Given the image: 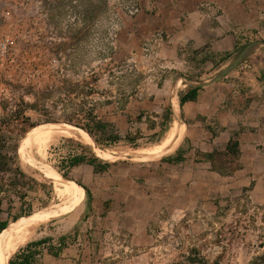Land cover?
Instances as JSON below:
<instances>
[{"label": "rangeland", "instance_id": "374dc122", "mask_svg": "<svg viewBox=\"0 0 264 264\" xmlns=\"http://www.w3.org/2000/svg\"><path fill=\"white\" fill-rule=\"evenodd\" d=\"M192 26L209 39L237 32L240 52L264 41V0H0V43L8 40L10 49V59L0 57V150L26 175L17 183L15 171V194L5 200L3 219L10 225L41 217L20 247L45 241L34 247L39 263L264 264V205L247 192L220 196L211 187L210 198L200 193L194 204L181 201L183 212L153 222V237L136 246L111 225L109 203L97 207L77 179L89 165L95 175L119 181L131 164L138 168L162 158L142 151L167 136L182 83L202 74L215 77L231 63L219 69L225 57L206 56L209 43L199 47L183 39ZM95 118L110 125L111 136L97 130ZM51 124L73 125L94 142L62 136L45 150L44 164L83 189L72 210L54 180L19 151L34 129ZM96 147L113 158H99ZM76 156L86 161L71 166ZM94 157L97 167L90 163Z\"/></svg>", "mask_w": 264, "mask_h": 264}, {"label": "crops", "instance_id": "0c3cea01", "mask_svg": "<svg viewBox=\"0 0 264 264\" xmlns=\"http://www.w3.org/2000/svg\"><path fill=\"white\" fill-rule=\"evenodd\" d=\"M199 31L192 26L181 36L194 39L199 47L209 43L206 56L225 57L219 69L233 61L243 44L237 32L209 39ZM204 78V74L188 77L182 83L183 94L196 88L197 97L180 105L178 96L186 127L172 154L153 165L131 164L133 172L119 181L111 175H95L89 165L77 175L97 207L109 203L111 225L136 246L153 237V222L183 212L184 205L178 204L190 199L193 203L196 194L210 198L211 187L220 196L229 190L247 192L264 205V46H256L230 75L207 85L214 77ZM233 141L239 144L237 156L228 152Z\"/></svg>", "mask_w": 264, "mask_h": 264}, {"label": "bare ground", "instance_id": "6f19581e", "mask_svg": "<svg viewBox=\"0 0 264 264\" xmlns=\"http://www.w3.org/2000/svg\"><path fill=\"white\" fill-rule=\"evenodd\" d=\"M191 83L193 82L191 81ZM172 107L175 117L171 129L168 131L167 136L160 143L153 146L152 148L142 151L143 154L145 153L144 157L147 155V158H161L165 155H170L176 150L180 141H182L186 126L183 122L179 121L181 110L178 96L173 98ZM62 136H75L81 138L88 144L93 145L94 143L92 139L80 128L68 124H51L49 126H43L34 129L23 140L20 149V155L23 160L33 166L38 167L45 177L54 180L58 196L68 205L67 209L69 208V210H72L81 204L83 199V189L78 184L61 178L51 166L46 165L43 162L44 159L46 160L45 150L49 143ZM95 153L101 159L108 160L113 158V155L110 152L102 150L98 147L95 148ZM56 209L58 210V208ZM40 219L41 217L20 218L8 226V228L0 236V264H9L12 255L16 253L18 249L26 244L30 239L32 235V229L37 226V222Z\"/></svg>", "mask_w": 264, "mask_h": 264}, {"label": "trees", "instance_id": "16d2710c", "mask_svg": "<svg viewBox=\"0 0 264 264\" xmlns=\"http://www.w3.org/2000/svg\"><path fill=\"white\" fill-rule=\"evenodd\" d=\"M197 97V89H191L187 91L184 94L180 95V105H183L186 101L194 100ZM96 122V128L97 130L105 136H111L108 132L109 124L97 120L95 118ZM87 132L91 136H95V133L91 129H86ZM21 147V144H20ZM19 147V151H20ZM239 144L236 141H233L229 144L228 152L231 154V156H237L239 154ZM18 151V152H19ZM179 160L180 158L177 157ZM177 159V160H178ZM14 159L9 156V154L5 151L0 150V174L2 173H13L14 177L11 181L1 179L0 178V236L3 234V232L8 228L9 226V220L3 219L4 214V203L7 197H9L12 193L15 194V171H16V182L17 183H24V179L26 178L25 173L22 171V169L18 166L15 168V165L13 164ZM86 161V157L84 156H76L71 160V166H77L81 162ZM99 162V159L94 157L90 163L93 164L95 167H97V163ZM81 185V184H80ZM13 187V189H8V187ZM86 195L88 197H92L91 191L86 187L83 186ZM23 196H21L22 199ZM45 241H34L31 243H28V245L24 248H20L11 258L10 264H41L37 260V254H39V251L34 249L35 246L39 245L40 243H43Z\"/></svg>", "mask_w": 264, "mask_h": 264}, {"label": "water", "instance_id": "95a60500", "mask_svg": "<svg viewBox=\"0 0 264 264\" xmlns=\"http://www.w3.org/2000/svg\"><path fill=\"white\" fill-rule=\"evenodd\" d=\"M258 45H263L264 46V41H255L251 43L250 45L246 46L242 51L238 53V55L235 57V59L223 70H221L210 82L204 83L205 85L213 83L215 81H218L222 78H224L227 74H229L233 69H235L237 66H239L240 63H242L246 57L253 51V49L258 46ZM263 89H264V81H263ZM12 258V257H11ZM11 260V259H10ZM10 264V261H9Z\"/></svg>", "mask_w": 264, "mask_h": 264}, {"label": "built area", "instance_id": "2783aa9c", "mask_svg": "<svg viewBox=\"0 0 264 264\" xmlns=\"http://www.w3.org/2000/svg\"><path fill=\"white\" fill-rule=\"evenodd\" d=\"M133 12V11H132ZM9 43L8 40H4L0 43V57H4L5 59H10L9 57Z\"/></svg>", "mask_w": 264, "mask_h": 264}]
</instances>
